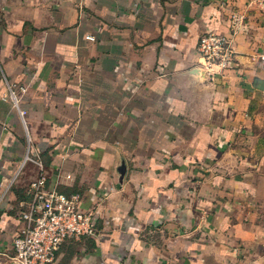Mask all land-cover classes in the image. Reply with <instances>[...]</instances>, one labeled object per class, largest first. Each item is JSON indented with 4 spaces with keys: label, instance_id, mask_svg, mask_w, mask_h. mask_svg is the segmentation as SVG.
I'll list each match as a JSON object with an SVG mask.
<instances>
[{
    "label": "crops",
    "instance_id": "0c3cea01",
    "mask_svg": "<svg viewBox=\"0 0 264 264\" xmlns=\"http://www.w3.org/2000/svg\"><path fill=\"white\" fill-rule=\"evenodd\" d=\"M41 176L98 226L55 264H264V0H0V264Z\"/></svg>",
    "mask_w": 264,
    "mask_h": 264
},
{
    "label": "built area",
    "instance_id": "2783aa9c",
    "mask_svg": "<svg viewBox=\"0 0 264 264\" xmlns=\"http://www.w3.org/2000/svg\"><path fill=\"white\" fill-rule=\"evenodd\" d=\"M239 25L236 20L232 23L235 29ZM198 50L203 59L202 70L212 80L229 67L235 53L232 41L216 33L203 36ZM12 97L17 100L14 90ZM20 208L21 226L6 264H55L65 243L98 235L94 214L82 209V196L48 189L44 176L30 183Z\"/></svg>",
    "mask_w": 264,
    "mask_h": 264
},
{
    "label": "water",
    "instance_id": "95a60500",
    "mask_svg": "<svg viewBox=\"0 0 264 264\" xmlns=\"http://www.w3.org/2000/svg\"><path fill=\"white\" fill-rule=\"evenodd\" d=\"M125 172H126V165L125 163H123L122 166L119 168V173L122 175V177H124Z\"/></svg>",
    "mask_w": 264,
    "mask_h": 264
}]
</instances>
